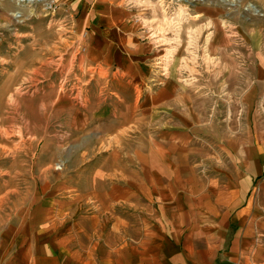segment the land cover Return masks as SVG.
I'll return each instance as SVG.
<instances>
[{
  "label": "rangeland",
  "instance_id": "374dc122",
  "mask_svg": "<svg viewBox=\"0 0 264 264\" xmlns=\"http://www.w3.org/2000/svg\"><path fill=\"white\" fill-rule=\"evenodd\" d=\"M117 1L143 12L137 18L141 40L153 52L151 76L158 71L159 77L186 81L206 95L209 116L211 111H221L219 121L226 116L219 80L243 85L244 77L259 74L213 69L223 59H213L210 49L219 35V45L241 52L232 55L237 64L264 61V0H198L179 11L188 12L184 22L173 20L160 4L164 0H148L153 6L147 10L142 1ZM23 2L22 9L0 15V264H17L23 255L28 262L59 258V248H67L61 234L71 221L75 227L87 224L84 217L98 210L97 193L115 185L117 170L121 183L132 186L133 164L153 131L140 113L147 87L139 93L130 76L89 70L91 28H79L77 14L56 0L55 11L44 1ZM262 181L264 172L254 181L251 201L256 221L264 222ZM125 218L132 220L131 214ZM128 230L132 233L131 226ZM251 237L264 240V227L253 229Z\"/></svg>",
  "mask_w": 264,
  "mask_h": 264
},
{
  "label": "crops",
  "instance_id": "0c3cea01",
  "mask_svg": "<svg viewBox=\"0 0 264 264\" xmlns=\"http://www.w3.org/2000/svg\"><path fill=\"white\" fill-rule=\"evenodd\" d=\"M56 1L78 15L79 28H91L89 70L130 76L139 93L147 87L139 95L145 106L140 113L153 131L133 164L132 186L115 172V185L97 193L98 210L84 217L87 224L75 227L71 221L66 237L61 234L67 242L59 248L63 256L28 262L23 255L17 264H264V240L251 237L264 227L251 201L254 181L264 172V61L237 64L232 55L239 50L219 45V35L212 41L213 59H223L213 69L259 71L256 78L244 77L243 85L218 81L217 93L228 102L219 121L221 111H211L212 117L204 112L206 95L186 81L159 77L158 71L151 76L153 52L141 40L137 18L142 11L117 0ZM22 2L0 0V15L22 9ZM142 4L145 10L153 6ZM223 53L226 59L219 57Z\"/></svg>",
  "mask_w": 264,
  "mask_h": 264
},
{
  "label": "built area",
  "instance_id": "2783aa9c",
  "mask_svg": "<svg viewBox=\"0 0 264 264\" xmlns=\"http://www.w3.org/2000/svg\"><path fill=\"white\" fill-rule=\"evenodd\" d=\"M21 1H25V0H21ZM30 1H34V0H30ZM35 1H44L46 9H50L53 11H55L56 9L57 4L56 2H54V0H35ZM127 1L130 2V5H133L136 1L145 2L146 0H127ZM157 1H160V0H157ZM165 1L167 0L162 1L160 4H162L165 8L169 9V11L172 13V16L174 15L173 20L176 22L177 19H180L181 22H184L186 18H189L188 12L185 11L181 15H179L180 14L179 11L182 12V10H187V7L189 5H193L194 2H197L198 0H168V2L166 3ZM174 10H176V12H174Z\"/></svg>",
  "mask_w": 264,
  "mask_h": 264
},
{
  "label": "bare ground",
  "instance_id": "6f19581e",
  "mask_svg": "<svg viewBox=\"0 0 264 264\" xmlns=\"http://www.w3.org/2000/svg\"><path fill=\"white\" fill-rule=\"evenodd\" d=\"M30 1V0H29Z\"/></svg>",
  "mask_w": 264,
  "mask_h": 264
}]
</instances>
